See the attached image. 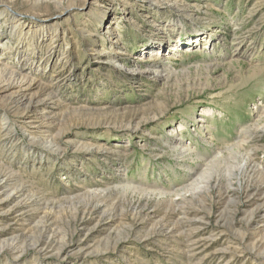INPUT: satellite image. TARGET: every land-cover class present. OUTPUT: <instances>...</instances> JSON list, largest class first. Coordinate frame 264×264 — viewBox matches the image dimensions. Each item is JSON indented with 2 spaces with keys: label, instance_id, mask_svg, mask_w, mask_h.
<instances>
[{
  "label": "rangeland",
  "instance_id": "1",
  "mask_svg": "<svg viewBox=\"0 0 264 264\" xmlns=\"http://www.w3.org/2000/svg\"><path fill=\"white\" fill-rule=\"evenodd\" d=\"M0 60V264H264V0H0Z\"/></svg>",
  "mask_w": 264,
  "mask_h": 264
},
{
  "label": "bare ground",
  "instance_id": "2",
  "mask_svg": "<svg viewBox=\"0 0 264 264\" xmlns=\"http://www.w3.org/2000/svg\"><path fill=\"white\" fill-rule=\"evenodd\" d=\"M162 71H163L162 68L154 66V67H150V68L146 69L145 72L143 71V74H145L147 76H150V77H151V75H153L155 77L154 79L159 80L161 78V76H162V75H159V74ZM157 73H159V74H157ZM42 85L43 84L41 83L39 77L37 75L33 74L31 71H26V70H22V69L19 70V69H16V68L11 69V68H9V66L7 67L6 64H4L2 62V60H0V94L1 93L9 94V96H10V98H11V100H12V102H13V104L15 106L20 107V106L28 105L27 107H29V108L32 107L33 106V102L34 101L36 102L35 99L43 91V87H45V85H43V86ZM23 108H25V107H23ZM19 110H21V109H19ZM16 111H17V108H16ZM24 112L25 111H23L22 113H24ZM27 118H29V117L27 116ZM32 125H35V124H32ZM33 129H35V131H37V133L39 135H41V136L45 135V132L41 131L42 129H40L39 127H33ZM244 136L245 135H242V136L238 137V139H240V141L236 145L241 146V145H243L245 143L244 139L246 137H244ZM48 143L51 144L52 146L56 145L53 140H49ZM176 146L177 147H179V146L181 147L182 154H185V153H187L189 151L188 150L189 148L186 147V146H183L181 141L180 142L178 141L176 143ZM71 249H72V247L71 248L70 247L65 248L64 254L68 255V251L71 250Z\"/></svg>",
  "mask_w": 264,
  "mask_h": 264
}]
</instances>
